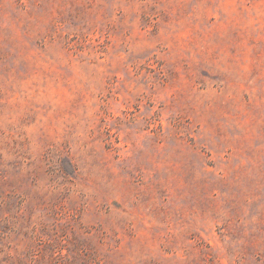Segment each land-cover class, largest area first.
<instances>
[{"label": "rangeland", "instance_id": "1", "mask_svg": "<svg viewBox=\"0 0 264 264\" xmlns=\"http://www.w3.org/2000/svg\"><path fill=\"white\" fill-rule=\"evenodd\" d=\"M0 264H264V0H0Z\"/></svg>", "mask_w": 264, "mask_h": 264}]
</instances>
